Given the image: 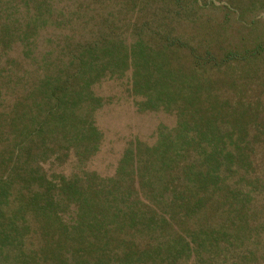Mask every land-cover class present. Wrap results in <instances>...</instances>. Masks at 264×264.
Wrapping results in <instances>:
<instances>
[{"label": "trees", "instance_id": "16d2710c", "mask_svg": "<svg viewBox=\"0 0 264 264\" xmlns=\"http://www.w3.org/2000/svg\"><path fill=\"white\" fill-rule=\"evenodd\" d=\"M0 264H264V0H0Z\"/></svg>", "mask_w": 264, "mask_h": 264}, {"label": "rangeland", "instance_id": "374dc122", "mask_svg": "<svg viewBox=\"0 0 264 264\" xmlns=\"http://www.w3.org/2000/svg\"><path fill=\"white\" fill-rule=\"evenodd\" d=\"M145 120H148V119H145ZM147 122H148V121H145L144 124H147ZM144 128H145V126H144ZM146 129H147V128H146Z\"/></svg>", "mask_w": 264, "mask_h": 264}]
</instances>
